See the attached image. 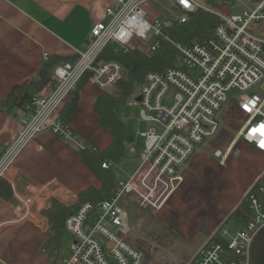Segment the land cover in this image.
Here are the masks:
<instances>
[{"label":"crops","instance_id":"crops-1","mask_svg":"<svg viewBox=\"0 0 264 264\" xmlns=\"http://www.w3.org/2000/svg\"><path fill=\"white\" fill-rule=\"evenodd\" d=\"M109 4L110 0H0V102L14 86L34 79L47 59L57 57L60 63H74L77 52L88 47L91 29L104 20ZM174 4L175 0H144L142 8L147 21L169 25L177 16ZM130 46L148 51V46L138 40ZM51 91L52 84L37 97L45 98ZM75 93L78 101L69 128L86 149L106 150L113 139L101 127L94 103L104 93L118 95V88L101 91L87 81L75 87L67 102ZM137 96L130 99L138 103ZM119 105L114 113L123 125L124 150L110 168L114 170L121 159H128L127 168L118 167L117 175L114 170L116 179H123L133 176L141 165L144 140L140 134L145 131L134 130L135 138L129 140L134 120L119 117ZM14 111L15 116L0 108L1 148L11 146L21 131L24 114L18 108ZM242 126L233 136L224 137L223 151H215L220 152L219 157L208 155L198 146L180 168L177 181L164 178L156 183L157 209L137 204L136 194L143 191L140 179L135 181L136 192L119 199L122 220L128 226L112 230L142 252L144 264H191L207 241L223 230L231 232L235 225L242 226L235 212L247 191L264 177V152L238 137ZM78 151L76 146L43 131L15 159L9 196L5 198L0 189V264H64L70 237L65 253L60 245L56 262L39 250L47 229V224L43 229L41 212L51 199L71 205L88 187H100L81 163ZM149 183L153 184L152 174Z\"/></svg>","mask_w":264,"mask_h":264},{"label":"built area","instance_id":"built-area-1","mask_svg":"<svg viewBox=\"0 0 264 264\" xmlns=\"http://www.w3.org/2000/svg\"><path fill=\"white\" fill-rule=\"evenodd\" d=\"M248 1L253 4L251 9L226 16L195 0H175V21L179 24L197 8L221 20L209 38L181 45L164 34L161 21H147L144 0H110L104 20L91 29L88 47L77 52L74 63L61 62L55 67L49 96L35 97L28 112L21 110L24 116L18 137L11 146L0 147V180L11 186L15 159L40 132L48 131L78 150L86 149L58 112L85 73L90 72L87 81L101 91L125 78L124 67L116 61L94 65L107 45L126 48L133 40L142 42L151 37L149 52L158 50L165 40L178 53L176 66L148 72L137 94L139 120L151 125L140 134L144 150L137 172L115 180L110 198L102 203L94 221L89 222L90 202L81 203L65 218L64 229L71 241L64 264H111L110 260L114 264H144L142 252L112 230L128 226L122 220L119 199L136 192L135 181L140 179L143 191L136 194L137 204L157 209L155 184L164 178L176 179L196 148L216 134V115L228 102L230 90L239 93L236 108L245 118L238 137L264 152L260 146L264 141V39L249 30L252 25L264 26V0ZM214 155L219 157L220 152ZM110 166L109 161L101 164L104 169ZM150 174L153 184L149 183ZM244 200L248 208L242 212L245 221L241 230L232 236L223 230L220 238L226 240V247L210 239L191 264H250L251 243L264 227V177L247 191Z\"/></svg>","mask_w":264,"mask_h":264},{"label":"trees","instance_id":"trees-1","mask_svg":"<svg viewBox=\"0 0 264 264\" xmlns=\"http://www.w3.org/2000/svg\"><path fill=\"white\" fill-rule=\"evenodd\" d=\"M231 3L232 0H205L202 5L210 9H216L223 8ZM220 22L221 20L217 16L201 8H197L192 13H189L185 23L179 24L174 20L169 25H164L163 31L170 41L186 45L209 38ZM142 42L149 49L152 38L150 37ZM102 61H116L126 71L125 78L116 84L119 94L104 93L94 103V111L100 118L101 127L111 135L113 142L104 151L88 149L78 151L81 163L91 171L100 183L99 188L88 187L78 194L77 201L71 205L51 199L47 208L41 212L42 216L46 219L47 229L45 240L41 243L39 250L51 262H56L60 254V245L63 233L65 232V218L73 213V210L81 203L90 202L92 204V211L89 214V222H92L96 219L102 203L111 196L116 175L112 168H101V164L104 161L117 162L124 150V129L122 122L115 116V106L138 94L144 77L148 72H162L167 68L175 67L178 62V53L172 44L165 40L160 42L159 49L154 52H149V50L141 52L130 45L126 48H121L109 44L97 57L94 65ZM58 64H60V60L57 57L47 59L34 79L23 86H14L10 90L7 96L0 102V108L10 112L13 116L16 114L15 108L28 112V107L31 106L32 100L44 88L51 84L53 85V71ZM89 74L90 72L85 73L78 81L76 87L80 83L87 82ZM67 100L58 112L59 118L63 123L70 121L76 109L78 101L77 93L68 102ZM0 189L6 194L5 198H7L10 194V186L5 180H0ZM247 208V202L243 200L239 210L235 212V218L240 224L245 221L242 212L247 211ZM213 241L226 247V240L220 238L218 235L213 238Z\"/></svg>","mask_w":264,"mask_h":264},{"label":"rangeland","instance_id":"rangeland-1","mask_svg":"<svg viewBox=\"0 0 264 264\" xmlns=\"http://www.w3.org/2000/svg\"><path fill=\"white\" fill-rule=\"evenodd\" d=\"M199 3L203 4L205 0H197ZM233 7L228 8L229 5L223 7V8H216V9H210V10H216L223 15L229 16L234 14H241L246 8L251 9L253 7V4H251L248 0H232ZM168 21V20H166ZM250 32L252 35L263 38L264 39V26H258V25H252L250 27ZM137 41V40H136ZM136 92V90H135ZM238 92L235 89L230 90L227 93L228 102L224 105L221 120L224 124V127L221 128L215 137L210 139L209 141L202 142L199 146L206 152L208 155L212 156L213 153L220 149L223 151L224 147L222 146V141L224 140V137L227 136H233L240 127L242 126L244 119L241 115H238L237 108H236V98L238 97ZM139 110L140 107L138 103L134 99H129L123 104H120L118 107H116V113L121 118H126L128 120L129 118L131 120H134V127L129 128V130H132L131 135H129V140L134 139V130H139L141 132H144L147 130V128L151 127L150 124L143 123L139 120V123L137 122L139 118ZM129 119V120H130ZM125 120V119H124ZM125 120V121H126ZM132 122V121H131ZM138 139H141L140 137H137ZM129 165L128 159H121L120 162H118L114 166V170L116 172V175L119 174V169L127 168ZM231 232H229V235H234L235 230H241V225L237 224L234 227H232ZM69 235L67 233H63V240L61 244V251L62 253H65L66 246L68 245L69 241ZM106 248H108V245H106ZM111 264H114L112 260H110ZM59 263V262H58Z\"/></svg>","mask_w":264,"mask_h":264},{"label":"water","instance_id":"water-1","mask_svg":"<svg viewBox=\"0 0 264 264\" xmlns=\"http://www.w3.org/2000/svg\"><path fill=\"white\" fill-rule=\"evenodd\" d=\"M258 90L259 88L256 86L255 91H258ZM137 100L139 101V98ZM221 114H222V110H220L216 115V120L218 122V129H217L216 134L221 128L224 127V124L221 120ZM216 134L213 137H215ZM213 137H211L210 139H212ZM210 139H208V141ZM195 151H198V150L196 149ZM180 173H181V169L178 171L177 178L175 179L176 181L179 178ZM46 224H47L46 220L43 219L42 221L43 229L46 228ZM249 253H250V264H264V227L254 237L251 243V246H250Z\"/></svg>","mask_w":264,"mask_h":264},{"label":"snow or ice","instance_id":"snow-or-ice-1","mask_svg":"<svg viewBox=\"0 0 264 264\" xmlns=\"http://www.w3.org/2000/svg\"><path fill=\"white\" fill-rule=\"evenodd\" d=\"M260 146H261V147H264V141L261 142V145H260Z\"/></svg>","mask_w":264,"mask_h":264}]
</instances>
